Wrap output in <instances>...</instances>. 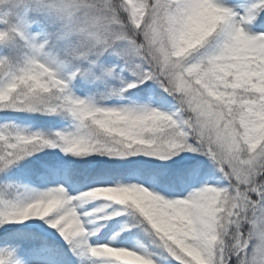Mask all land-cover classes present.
Masks as SVG:
<instances>
[{
  "label": "snow or ice",
  "instance_id": "1",
  "mask_svg": "<svg viewBox=\"0 0 264 264\" xmlns=\"http://www.w3.org/2000/svg\"><path fill=\"white\" fill-rule=\"evenodd\" d=\"M15 39L25 51L0 55V112L66 115L75 128L0 125V174L46 149L108 159L86 161L100 183L75 196L61 183L0 191V264H76L49 229L73 254L114 264H264V0H0V44ZM125 70L134 79L111 94L156 86L174 110L72 91L78 77L86 89ZM61 167L76 164L46 153L22 176L44 182ZM96 199L110 203L83 210ZM94 216L125 234L91 241L104 227L88 228ZM117 236L141 244L116 247Z\"/></svg>",
  "mask_w": 264,
  "mask_h": 264
},
{
  "label": "rangeland",
  "instance_id": "2",
  "mask_svg": "<svg viewBox=\"0 0 264 264\" xmlns=\"http://www.w3.org/2000/svg\"><path fill=\"white\" fill-rule=\"evenodd\" d=\"M222 2H227V0H222ZM35 31H36L35 26H33L31 28V32L34 33ZM24 51L25 49L23 47V42L20 41L19 39L9 40L4 44H0V55L10 53L14 59H20L23 56ZM102 60L104 61L106 66L117 62V58L114 56L103 57ZM63 71L65 73L70 72L71 67L70 66L65 67ZM84 79L86 78L78 77L76 80L72 81L73 93L81 98L96 99L100 102L101 106L119 107L122 105H130V104H138V105L139 104H150L153 107L162 108L160 103L158 102L154 103V101L149 97V95L144 94V93H129L127 91L123 93L122 96L111 94L114 89H118L122 86L121 81L134 79L130 71L125 70L121 72L119 77H106L105 79H102V80H93V82L87 86V89L83 88L81 85L78 84L79 81L83 82ZM11 114H15V115L5 116V114H0V125H3L5 123H10L28 132H42L47 135L55 134L56 132H71V131H74V128H75V122L66 115L65 116L63 115L64 116L63 120H60L59 122H56L55 124L50 126L48 124L46 125V124L39 123V122L37 123V121H35L34 119L32 120L31 117H28L29 116L28 112L27 113L11 112ZM58 117L61 118L60 115L56 116V118ZM57 152L61 159L66 158L68 156V155H65L64 153L59 152L58 149H57ZM183 155L190 156L191 154L184 153ZM35 156L37 157L40 156V153L36 154ZM28 158L26 160H28ZM133 159L145 160L148 158L134 157ZM23 162L24 161H21L19 162V164ZM56 183L63 184V186L67 189V191L73 196H75L80 192L87 191L89 188L97 186V183H100V182L91 183L89 187L87 188L81 187L79 185H75L70 181L64 167H61L60 169L54 171L52 174V177L48 176L47 180L44 182L29 181V180L24 179L22 176V171L17 170V168H13L8 173L7 179L4 178L3 174H0V190H4L5 185L19 186V189H22L21 190V193H22L25 189L29 191L44 190L47 187L55 186ZM199 186H200L199 184H196L193 187L198 188ZM191 190H192L191 188L187 189L185 191V194H187V191H191ZM74 203H79V202H74ZM105 206H106L105 201H102L101 199H96V200H92L90 202L85 203L83 205V210L97 209V208H102ZM102 214L103 212H98L96 216H103ZM89 219L92 220V224L88 225L89 229L96 226L97 223L104 225V227L101 228L97 236L91 237V241H99L100 243H105V242L110 241L112 237L116 235L117 232L121 231V229H116L114 232L108 231L109 224L106 223L102 219L97 220L95 216L90 217ZM45 227H47V225H45ZM48 231L49 233H54V235L58 234V233H55V230H52V229H49ZM2 232H3V228H0V234H2ZM113 245L116 247H124L129 250L137 249L140 246V244L134 237H128L127 239L120 240L118 236L116 237L115 241H113ZM4 247H7V246L0 244V248H4ZM81 257H82L81 264H114L113 261H110L107 259L98 260V259H93L90 257H84V256H81ZM10 259H12L13 261H16V260H20L21 257H18L16 259L10 257ZM173 263L175 264V262Z\"/></svg>",
  "mask_w": 264,
  "mask_h": 264
},
{
  "label": "trees",
  "instance_id": "3",
  "mask_svg": "<svg viewBox=\"0 0 264 264\" xmlns=\"http://www.w3.org/2000/svg\"><path fill=\"white\" fill-rule=\"evenodd\" d=\"M148 83H152V82L149 81ZM140 88H143V85H140ZM161 91L162 90L158 89L156 86H153V89H152L151 92H139L138 89H129L128 90L129 93H144V94H147L154 101V103L158 102L160 104H161V102L159 100V95H160ZM164 95L166 96L167 94H164ZM168 99L170 100L171 98L169 97ZM161 110H174V109L171 108V105H163ZM0 113H4V112H0ZM25 113H27V112H25ZM28 115L31 116V118H34L35 120H37L38 122H41L43 124H49V125L51 123H54L55 121H57V119L58 120L60 119L59 117L56 118V116H58L59 114L58 115H41V114H38V113H29L28 112ZM60 117L63 118V115H60ZM46 153H54V154H56L57 150L56 149H46L44 152H40V156H38V157L45 158ZM36 158H37V156H34V157H29L28 160H24L23 163L19 164V167L17 168V170H19V171L25 170L28 161H34V160H36ZM107 159H108L107 157H101V156H97V155L87 156V157H84V158H77V157H74V156L69 154V156H67L66 160H64V161H74L75 162L76 169L79 170V175L77 174L76 169H74V168L66 167V169L68 170V172L70 173L71 177L75 181L87 186L88 184H90L92 182V178L95 175V173H93L91 171L90 164L86 163V161L87 162H100V161H105ZM201 159H204V158H201ZM206 163H207L208 169L211 170L212 169V163H210L209 161H207ZM6 186H9V185H5L4 188H6ZM0 191H5V189L4 190H0ZM9 191H11V189H9ZM105 202H106V205L110 203V202H107V201H105ZM112 206L113 207H118V205H115L114 203L112 204ZM105 211L110 213L111 212V208H105ZM115 219H119V217H115ZM108 222H110V224H111V221H108ZM15 227H18V226H15ZM120 234H121V236H123L125 234V231L122 230L120 232ZM3 235H4V231L2 232V234H0V237H3ZM132 237L136 238L138 243L141 244L140 237H138V236H132ZM51 239H54L58 245L62 246L63 249L68 252L69 256H71L72 258L75 256L72 253V251L70 249V246L64 242V240L59 236V234H58L57 237L51 238ZM13 253L15 255H17V253L14 250H13ZM73 259H76V258H73ZM171 264H174V263L171 262Z\"/></svg>",
  "mask_w": 264,
  "mask_h": 264
},
{
  "label": "clouds",
  "instance_id": "4",
  "mask_svg": "<svg viewBox=\"0 0 264 264\" xmlns=\"http://www.w3.org/2000/svg\"><path fill=\"white\" fill-rule=\"evenodd\" d=\"M130 264H138V262H137V261H135V259H134V258H131V259H130Z\"/></svg>",
  "mask_w": 264,
  "mask_h": 264
}]
</instances>
